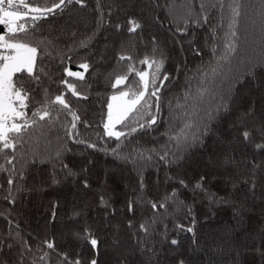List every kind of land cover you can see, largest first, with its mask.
I'll use <instances>...</instances> for the list:
<instances>
[{
	"label": "trees",
	"instance_id": "trees-1",
	"mask_svg": "<svg viewBox=\"0 0 264 264\" xmlns=\"http://www.w3.org/2000/svg\"><path fill=\"white\" fill-rule=\"evenodd\" d=\"M44 3L37 0L33 6ZM233 6L235 0H223V7L220 0H84L83 6L73 0L38 22L35 39H44L51 55L37 59L38 82L26 71L14 74V80L31 96L25 109L29 118L45 97L63 93L80 117L78 135L66 134L72 117L56 105L54 124L38 121L15 151L0 154V261L264 264V149L257 148L264 144V0H239L237 50L217 63L212 45L216 57L224 55ZM129 19L141 27L129 32ZM85 37L91 42L80 47ZM121 55L131 59L120 60ZM146 56L163 59L161 71L169 77L163 86V76L157 77L160 122L128 137L121 152L159 148L167 140L162 133L170 115L191 113L203 134L188 147H173L168 163L155 153L135 163L118 159L111 152L117 141L104 135L110 98L126 90L112 87L116 77L127 73L125 84L134 85L139 77L128 72L129 66L152 71L140 63ZM83 63L87 71L79 67ZM65 68L82 72L83 79L67 76ZM200 89H206L203 95ZM221 97L228 101L226 111H217ZM149 102V111L155 112V97ZM178 103L183 108H176ZM245 130L251 134L248 140L242 136ZM91 238L98 242L95 249ZM45 241L54 249H47ZM45 253L46 261H40Z\"/></svg>",
	"mask_w": 264,
	"mask_h": 264
},
{
	"label": "snow or ice",
	"instance_id": "snow-or-ice-1",
	"mask_svg": "<svg viewBox=\"0 0 264 264\" xmlns=\"http://www.w3.org/2000/svg\"><path fill=\"white\" fill-rule=\"evenodd\" d=\"M48 0H45L44 6H33L37 4V0H0V25L5 26V32L0 33V154H4L5 150L12 149L15 151L17 146L23 142V135L27 132L29 127H35L38 121L55 122L56 118L53 117L52 112L56 105L60 106L59 111L67 110L68 114L72 117L70 127H66V134L72 137L76 133L77 122L80 117L74 110L70 108L69 103L66 101L64 94H58L54 99L44 98L41 106L36 108L31 113L29 118L28 112L25 109L29 108V101L31 96L27 90H25L22 84L18 85L14 80V74L27 72L28 76L34 81L40 80L39 75L34 73L36 68V62L38 58H42L44 54L51 55L50 52H45V40H36L35 37L40 33L36 31L38 22L42 19H47L49 15L54 14L58 10L63 9L66 4L73 3V0H53L51 6H47ZM75 3L84 5V0H75ZM221 7H223V0H220ZM239 0H235V6L231 7V18L228 24V31L224 37V55L216 57L215 48L216 45H212L213 58L218 63L221 60H227L237 50L236 44V30L239 17ZM197 23L196 21H192ZM128 28L129 32H135L141 27L139 22L134 19H129ZM116 27L119 29L121 26L118 24ZM184 31V29H178ZM31 36V38H29ZM215 39V36L213 37ZM91 42V37H85L80 41V47H87ZM155 49L153 50V56H155ZM120 60L131 59L121 55ZM142 64H147L152 71H137L133 66H129L128 72H135L139 80L135 84H125V81L129 79L128 74L117 76L113 88H117L118 85H124L126 90H119L118 94L113 95L108 103L107 120L104 122V135L109 139L115 138L117 145L111 149L113 155L118 159H122L126 162L135 163L137 159H152V155L149 153H155L159 155L162 161L168 163L167 157L169 156L173 147L181 149L190 146L192 143L199 140L200 129L190 119L191 113L178 112L169 117V127L162 133L167 137L165 143L159 148L153 147L151 149L142 148L137 146L132 149L131 152L123 154L121 149L125 145V141L128 137H132L139 131L152 130L159 122L160 112V92L161 87L157 86V77L163 76L159 80L160 86L164 85V82L169 79L167 73H162L164 61L163 59H154L146 56L140 61ZM87 71L89 65L83 63L79 66ZM64 71L69 77H79L83 79L82 72H73L65 68ZM213 74L217 73L216 67H211ZM203 75V74H202ZM62 84H67V87L72 90L74 96H79L73 84L68 83L67 80L61 81ZM151 86V87H150ZM203 95L206 89L198 90ZM151 97H155V112L149 111L152 104L149 102ZM188 98V92H185V100ZM37 103H40L39 101ZM176 108H183V105L177 104ZM228 109V101L223 97L220 98V103L217 106V111L220 109ZM145 116L148 118L145 119ZM38 118V120H37ZM211 112H208V119H213ZM119 125L123 130H117L116 126ZM195 128V131L192 129ZM208 130L207 125L204 126V132ZM250 132L243 131L242 136L245 140L250 138ZM78 143H87L84 140L77 141ZM87 147L96 148L95 144L88 143ZM257 148L264 149V144H258ZM108 151L107 148L101 149ZM161 152L163 154H161ZM60 153L57 152V157ZM13 158L7 160L8 164H12ZM67 167V165H64ZM0 170H3V166L0 165ZM23 175V174H21ZM14 183L11 176L8 178V184ZM183 184V181H181ZM87 186V184H85ZM143 187V184H141ZM197 188H200V183H197ZM174 195V194H173ZM7 199V197L5 198ZM103 199V198H102ZM164 204H159V207L163 208ZM129 211L133 210V203L128 205ZM152 208L156 209L157 204L153 203ZM55 215V213H53ZM144 231H147L145 225H141ZM188 232H192V228L187 229ZM92 248L97 247V240L91 238L88 240ZM47 249H54V243L45 241ZM177 241L173 240L172 244H176ZM11 247V245H9ZM62 256L64 254H61ZM48 253L39 257L40 261H46ZM66 258V257H65ZM0 264H8L7 261H0ZM35 264V262H34ZM74 264H81L79 260ZM90 264H97V260L94 258ZM180 264H184L180 261Z\"/></svg>",
	"mask_w": 264,
	"mask_h": 264
},
{
	"label": "rangeland",
	"instance_id": "rangeland-1",
	"mask_svg": "<svg viewBox=\"0 0 264 264\" xmlns=\"http://www.w3.org/2000/svg\"><path fill=\"white\" fill-rule=\"evenodd\" d=\"M116 94H118V93H116ZM116 94H114V95H116ZM112 96H113V95H112ZM112 96H111V97H112ZM106 120H107V118H106Z\"/></svg>",
	"mask_w": 264,
	"mask_h": 264
}]
</instances>
